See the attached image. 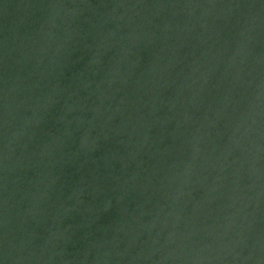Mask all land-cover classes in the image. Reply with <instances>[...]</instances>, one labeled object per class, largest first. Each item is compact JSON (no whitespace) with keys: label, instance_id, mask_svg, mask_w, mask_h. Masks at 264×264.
I'll return each instance as SVG.
<instances>
[{"label":"water","instance_id":"obj_1","mask_svg":"<svg viewBox=\"0 0 264 264\" xmlns=\"http://www.w3.org/2000/svg\"><path fill=\"white\" fill-rule=\"evenodd\" d=\"M0 264H264V0H0Z\"/></svg>","mask_w":264,"mask_h":264}]
</instances>
